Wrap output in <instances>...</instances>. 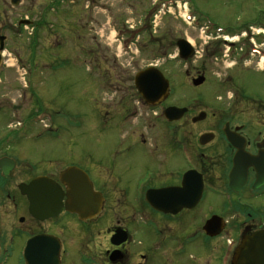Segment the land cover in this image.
<instances>
[{"label":"flooded vegetation","instance_id":"flooded-vegetation-1","mask_svg":"<svg viewBox=\"0 0 264 264\" xmlns=\"http://www.w3.org/2000/svg\"><path fill=\"white\" fill-rule=\"evenodd\" d=\"M259 33L251 34L255 47L250 50L264 56ZM180 39L186 38L176 43ZM217 48L216 60L223 47ZM234 57L232 66L245 64L239 61L244 54ZM131 89L126 102L114 108L125 121L137 116L138 107L163 110L167 99L149 106L135 80ZM243 89L240 85L236 95L250 101ZM233 97L232 93L230 101ZM190 100L182 106L187 110L183 117L172 123L160 112L153 117L168 131L160 147L149 148L153 164L144 168L132 159L138 157L130 153L132 149L97 158L89 155L90 163L60 147L50 152L46 147L36 149L35 143L43 137L60 132L53 135L37 128L38 132L30 133V119L23 121L26 116L16 123L7 119L5 132L0 133V264H209L211 255L221 257L218 264H232L239 238L264 229V204H256L264 202V182L256 184L258 176L264 175V116L232 115L219 103L214 114L205 111V118L198 121L203 110L196 114L194 104L199 103ZM230 104V109L239 108ZM257 104L264 110L263 102ZM56 112L60 116L61 111ZM21 113L25 114V107ZM52 116L46 118L53 121ZM205 120L209 123L202 129ZM65 122L61 132L72 129L71 115ZM188 128L202 131H185ZM125 135L133 138V144L141 141L136 130ZM72 171L76 173L69 176ZM77 190H90L81 212ZM162 190L166 192L156 193ZM157 202L166 203L168 211L156 209L153 203ZM217 217L225 222L224 230L209 236L206 222ZM216 240L222 243L212 245ZM204 244H208L207 257L189 262L190 246Z\"/></svg>","mask_w":264,"mask_h":264},{"label":"rangeland","instance_id":"rangeland-1","mask_svg":"<svg viewBox=\"0 0 264 264\" xmlns=\"http://www.w3.org/2000/svg\"><path fill=\"white\" fill-rule=\"evenodd\" d=\"M162 1L169 2L20 0L12 4L10 0H0V36L6 37L0 71V133L5 132L7 119L16 123L26 116L23 121L31 118L30 133L60 132L59 136L43 137L35 143L36 149L46 147L50 152L60 147L88 162L89 155L97 158L109 151L132 149L130 153L138 155L132 159L139 167L151 166L149 148L160 147L168 131L164 124L153 119L159 110L138 107L141 110L137 116L128 121L114 110L133 94L135 75L149 66L160 68L171 81L164 106L182 107L191 104L187 102L191 99L192 103H199L194 104L196 114L202 110L214 114V107L222 103V108L232 115L264 116L263 108L257 104L264 103L261 56L251 52L247 43L243 52L247 51L249 58L245 64L243 61L237 67L232 66L237 57H224L227 47L221 42L223 38L219 37L218 29L207 28L206 18L219 26L239 27L238 31L253 37L249 32L257 33V28L240 27L251 24L264 28V0H173L166 6L160 4ZM24 18L33 20V25L22 26L19 21ZM263 28L257 40L264 44ZM178 38H187L195 50L189 60L178 57ZM217 47H223L218 60L217 54L213 55ZM200 75L205 76V82L194 87L192 80ZM231 75L234 79H229ZM221 78L226 82H221ZM240 85L244 87L243 95H249L254 105L246 104L250 102L248 99L236 95ZM231 102L239 108L230 109ZM22 107L25 114L21 113ZM70 115L72 129L61 132ZM208 123L205 120L202 129ZM135 130L141 134V141L133 144V138L125 134ZM52 154L55 156L54 151ZM217 243L222 241L216 240L212 245ZM207 249L208 244L202 248L191 245L187 259L201 261L207 257L204 256ZM207 258L209 264H218L217 259H221L214 255Z\"/></svg>","mask_w":264,"mask_h":264},{"label":"water","instance_id":"water-1","mask_svg":"<svg viewBox=\"0 0 264 264\" xmlns=\"http://www.w3.org/2000/svg\"><path fill=\"white\" fill-rule=\"evenodd\" d=\"M4 39H5L4 37H1L0 39V63L2 60L1 51L4 50ZM179 46L182 57L187 58L192 54L193 49L187 41L180 40ZM204 80L205 78L201 76L195 79L193 83L195 85H199L203 83ZM135 84L140 94L145 98V100L148 103L156 104L157 102H160L165 98H167L169 95V80L166 79V77L159 69L154 67H150L147 68L146 70L139 72L136 75ZM186 111H187L186 108H179L173 106V107H168L166 109L165 115L169 120H174L181 118ZM205 116H206L205 113H201L197 117V120H201ZM71 173L73 174L76 172L72 171L70 173L68 172L67 174L70 176ZM77 173L80 175L79 172ZM263 182H264V175L258 176V180L256 184H261ZM73 185H76V183H73ZM89 192L90 190H87L84 193L77 190L76 196L79 201L77 211L81 212L82 210H84L82 206H85L86 199L83 198L84 197L86 198ZM162 192L164 191H158L156 193L159 194ZM154 207H156L159 210H165V211L168 210L167 204L164 202L162 203L157 202L156 204H154ZM223 227L224 225L222 224L220 218L217 219L212 218L206 224V230L211 235H217L218 233L221 232ZM232 264H264V229L252 235L245 236L242 239L241 244L238 246V248L235 251Z\"/></svg>","mask_w":264,"mask_h":264},{"label":"bare ground","instance_id":"bare-ground-1","mask_svg":"<svg viewBox=\"0 0 264 264\" xmlns=\"http://www.w3.org/2000/svg\"><path fill=\"white\" fill-rule=\"evenodd\" d=\"M114 33H116V32H113V35H114Z\"/></svg>","mask_w":264,"mask_h":264}]
</instances>
